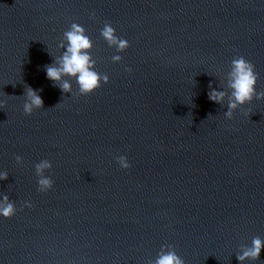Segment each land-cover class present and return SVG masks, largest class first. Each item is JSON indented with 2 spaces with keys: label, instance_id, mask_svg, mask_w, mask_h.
Instances as JSON below:
<instances>
[{
  "label": "water",
  "instance_id": "1",
  "mask_svg": "<svg viewBox=\"0 0 264 264\" xmlns=\"http://www.w3.org/2000/svg\"><path fill=\"white\" fill-rule=\"evenodd\" d=\"M73 23L101 77L87 95L77 77L47 78ZM238 57L264 92V0H0V204L16 208L0 215V264H156L170 251L241 264L264 241V98L225 116ZM28 88L43 100L31 114ZM243 264H264V249Z\"/></svg>",
  "mask_w": 264,
  "mask_h": 264
},
{
  "label": "clouds",
  "instance_id": "2",
  "mask_svg": "<svg viewBox=\"0 0 264 264\" xmlns=\"http://www.w3.org/2000/svg\"><path fill=\"white\" fill-rule=\"evenodd\" d=\"M67 40V48L63 56L60 58L59 67L46 66L47 78L53 81H60L63 75H71L77 77V82L80 85V91L82 94H90L95 89L100 87L101 77L95 71L90 70L94 61H91L88 54V49L91 48L90 38L85 35V29L80 25L73 23L71 29L64 33ZM102 37L108 42L110 46H116L117 52H123L130 45L125 39H121L116 36L115 29L108 23L105 24L102 32ZM121 56L117 55L113 57L114 62L120 61ZM131 71V69H128ZM78 74V76H77ZM258 76L254 71V65L243 57H238L232 60V72L230 73L229 88L232 89L231 99L228 104V112L225 116L229 119L232 118L233 110L240 105L251 102L255 96L257 99L264 98V92L257 93L255 86L257 84ZM103 82L108 83V77H103ZM63 91H69L70 85L64 82L62 85ZM27 96L30 103L24 104L25 114H31L33 107H43V100L37 94L36 91L31 88L27 89ZM225 96L224 92H218L215 89L208 93V98L216 103L223 101ZM21 158L17 157L19 161ZM121 167L127 169L130 167L127 158L120 156L117 158ZM51 163L47 160L36 165L37 175L40 177L38 180L39 191L43 192L51 189L53 181L43 176L44 169H50ZM7 178V174L3 177ZM31 205H29L30 207ZM16 208L14 203L9 202L8 197H4V203L0 204V215L5 218H10L15 214ZM264 249V241L259 237H255L252 240L251 247H246L241 255L237 256V259L243 264L246 259L258 260L260 254ZM156 264H184V261L174 252L170 251L167 254H161L157 259Z\"/></svg>",
  "mask_w": 264,
  "mask_h": 264
}]
</instances>
